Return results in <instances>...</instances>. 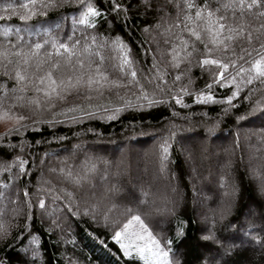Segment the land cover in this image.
I'll return each mask as SVG.
<instances>
[{"label": "snow or ice", "instance_id": "snow-or-ice-1", "mask_svg": "<svg viewBox=\"0 0 264 264\" xmlns=\"http://www.w3.org/2000/svg\"><path fill=\"white\" fill-rule=\"evenodd\" d=\"M77 5L78 8L75 7ZM66 6H72L70 10L73 15H65L63 20L70 19L71 27H62L59 20L49 24V10ZM133 8L145 16L151 11L155 20L154 24H145L142 31L152 33L156 51L151 46L145 48L147 41L141 40V52L145 57L151 56V63H145L139 69L137 65L140 61L135 58L131 45L125 39L119 34L112 36L97 31L99 22L107 19L109 13L114 14L116 21L121 18L128 21ZM12 19H18L20 23L13 24ZM0 20L4 21L0 23V122L6 125L0 137L26 129L29 122L35 126L40 121L32 117L44 112L75 122L77 117L67 116L66 113H79L84 117L90 114L81 104L102 111L107 114V119H113L122 110L133 107L130 99L120 95L121 89L125 93L130 89L137 90L133 95L140 102V107H144L145 102L152 106L164 103L166 99L181 104L183 96L190 95L193 103H225L227 106L221 110L222 113H238L235 117L237 121L264 118V96L252 100L258 91L264 92V0H136L135 3L128 0L127 4L124 0H110L107 8L99 7L94 0H6L0 4ZM61 31L65 34L57 35ZM157 34L162 37V50L161 42L155 40ZM157 53L164 61L163 65L157 59ZM195 67L200 68L202 76L208 74L202 89L189 87L193 83L192 69ZM185 78L187 81L183 82ZM229 85L232 86L230 94L218 101L214 88ZM245 91L247 95L243 94ZM113 92L117 100L122 101L114 106L113 111L92 102L102 99L105 93ZM70 96L81 103L73 101L69 105ZM236 98L248 101L251 107L241 104L245 111L240 114L234 103ZM61 105L63 111L57 112ZM53 122L45 121L50 126ZM215 127V124H211L205 128V132L210 134ZM25 146L22 142L17 151V145L8 144L6 155L11 154V159L0 161V172L8 173L5 178L7 183L0 181V205L4 206L0 207V215L8 203L17 204L20 199L18 194L22 192L27 214L16 207L11 211L16 217L25 215L23 229L27 231L33 218L39 216L43 219L45 214L54 215L49 208L62 200V196L57 193L55 185L44 186L50 181L43 180L44 158L41 157L37 191L47 195H40L33 204L29 174L33 172L35 160L26 158L23 151ZM76 148L77 145H73V149ZM159 149L161 170L164 171L169 149L167 137L160 143ZM101 159L85 155L78 164L68 165L67 168H49L48 171L62 174L64 179L79 188L96 172ZM29 164L32 166L26 167ZM21 178H25L27 183L23 188L17 186L16 193H13L12 186ZM237 190L233 185V195ZM259 190L264 193V183ZM112 191L118 189L113 186ZM59 192L66 193L68 197V202L63 205L66 211L79 215V205L75 211L72 207L77 203L75 194L63 187ZM141 192L142 196L147 197V192ZM133 199H136L135 196ZM138 202L143 204L146 200ZM169 204L171 207H167L166 211L174 214L177 201L169 200ZM91 208L95 221L97 205L93 204ZM231 208L232 204L229 203L218 214L214 213L208 221L209 226L201 231L198 239L202 243V251L197 257L198 264H228L229 257L236 253L238 245L235 240L222 238L217 230V224L224 221ZM83 211L85 215L89 214V208L85 207ZM103 219L108 227V212L104 213ZM111 223L115 226L107 238L115 241L123 257L136 258L128 264H184L182 253L173 247L174 241L158 238L141 214H133L131 208L127 209V219L122 224H116L115 220ZM177 224L181 227L176 240L186 239L183 221L177 220ZM221 227L227 231L228 227L236 228V225L229 221ZM253 228L249 221L244 237L264 247V237ZM8 235L9 227L0 220V240L6 242ZM29 236L32 243L37 242L33 233L29 232ZM245 243L246 240H240L239 246ZM38 254L37 250H32L34 257Z\"/></svg>", "mask_w": 264, "mask_h": 264}, {"label": "trees", "instance_id": "trees-1", "mask_svg": "<svg viewBox=\"0 0 264 264\" xmlns=\"http://www.w3.org/2000/svg\"><path fill=\"white\" fill-rule=\"evenodd\" d=\"M4 2H6V0H0V4ZM8 2H13V0H8ZM94 2L101 8L110 6V0H94ZM124 2L127 4L128 0H124ZM132 2L135 3L136 0H132ZM71 7L72 6H66L65 8L49 10L47 19L53 20L49 22V24H55L59 20L62 27L70 28L71 20L64 21L63 17L73 14L70 10ZM75 7L78 8V5ZM0 23H4V21L0 20ZM11 23L18 25L20 22L18 19H12ZM154 23L155 20L153 19V13L151 11L145 16L139 14L135 8H133V10L129 12L128 21H124L123 18L116 21L114 14L109 13L107 19H102L99 22L97 31L112 36L119 34L125 39L131 45L135 58L140 61V64L137 65L139 69L142 68L145 63H151V56L145 57L141 52V40L147 41V43L144 44L145 48L151 46L153 51H156V43L154 42L152 33L142 31L145 24ZM109 29H111V31H109ZM64 34L63 31L57 32L59 36H63ZM25 38L28 39V37ZM155 40L161 42L162 50L164 47L162 37L157 34ZM157 59L160 61L161 65L164 64V61L160 60L159 53H157ZM109 70L113 71L112 69ZM192 77L193 83L189 86L190 89H202L208 80V74L205 73L202 76L199 67L192 69ZM168 79L171 80L172 77L169 76ZM186 81L187 78H185L183 82ZM231 87V85L226 88L215 87L214 95L217 100L222 101L224 96L229 95ZM256 87L259 88V85L257 84ZM136 91L135 89H130L129 92L125 93L123 89L120 90V95L130 99L133 107L122 110L116 114L113 119H107V114L102 111H96L93 108H88L86 105L81 104V107H84V110L90 114L84 117L79 113H66L67 116L75 115L77 117L75 122L65 119L64 116L61 115L53 117L51 112H44L32 117V119L40 121V123L35 126L31 125L29 122V126L26 129H21L20 132H14L9 136L0 137V161L11 159V154L6 155L8 152V144L17 145V151H19V145L22 142L26 145L23 149L26 158L29 161L35 160L33 172L29 174V178L32 182L31 185H29V192L32 193L31 199L34 205L38 201L40 195H47L42 191H37V178L41 175V157L44 158L43 180L50 181V183L44 186L52 187L55 185L57 193L62 196V200L57 201L55 205L49 208V212H54V215L49 216L45 214L43 219H40L39 216L33 218L29 221V228L27 231L23 229L25 215L27 214L26 205L23 203L25 199L23 193L20 192L18 194L20 199L16 205L11 203L7 204L3 214L0 215V220H3L9 227V235L6 242L0 240V264H32L33 261H35V264H128L130 260L136 259L135 257H123L122 253L118 252L119 246L115 241L107 238L111 229L115 226L112 225V220H115L116 224H122L123 220L127 219V209L122 214L115 207H107V202L112 196V190H109V193L105 195L106 197L94 199L92 194L89 193L90 191H88L92 187L90 188V186H88L87 189V186L83 184L81 187L77 188L64 179L62 174L58 172L50 173L48 171L49 168L59 169L61 166L67 168L68 165H75L80 162L82 155L79 157V151L73 149V145L82 147L87 146L88 148L91 147L95 149L97 152L100 151L99 156L102 158L100 166L101 169H103L108 167L109 162L108 158H106L108 154L110 155L116 152L118 147L121 148L124 143L141 146L149 142H158V145H160L162 142L161 139L167 137L169 140H176V145H178V142L190 143L194 139H200L204 136L208 137L210 140L222 141L232 136L234 145L231 143L225 150L234 154H239L240 158L241 149L243 148V142L246 136L253 134L254 136L248 139V144L253 145L258 150L257 157H264V118L250 119L248 122L237 121L235 117L238 113H222L221 110L227 106L225 103H193L190 95L183 96V103L181 104H176L175 100L166 99L164 103H155L152 106H148L145 102V106L140 107V102H138L135 99V95H133ZM243 94L247 95L248 93L245 91ZM261 96H264V92L258 91L256 95L252 97V100L256 101ZM157 99L159 98L157 97ZM73 101L77 104L81 103L76 97L70 96L68 100L69 105H71ZM109 101H111V103H109ZM92 102L102 104L104 108L113 111L114 106L122 101H118L115 92H113L105 93L102 99H94ZM234 103L236 104V108L239 109L240 114L245 111V108L240 107L241 104H244L245 107H251L248 101H243L239 98H236ZM56 111H63V106H59ZM25 114L27 115L28 113ZM47 120H53L54 122L50 126L48 123H45ZM211 124H215L216 127L210 134H207L205 128ZM4 131L5 129L0 130V133H4ZM258 133L260 135H257ZM37 141H43V143H37ZM176 145L174 143H169L167 159L164 161V164L168 162L167 160L170 161L166 166L175 174L178 181L177 186L183 191L182 197H179V199L175 197L178 203L176 205L179 208V213L176 215L166 212L161 213V210L165 208V203L159 206L152 205V208H155V210L159 209V211L153 209L150 212L146 210L147 208L145 205L149 204L148 200L150 194L148 193L147 197H144L142 196L141 190L135 192L133 189L131 190L130 185L133 181L128 179L124 167L116 169V173H118L119 176H117V180L113 181V183L116 189L119 187L118 189L122 196L133 199V195L136 194L138 196V201L141 199L146 200V203L143 204H129L128 208L133 210V214H141L142 218L158 238L163 240L172 239L174 241L173 247L177 252L182 253L184 264H198L197 257L200 256L202 251V243L198 239L201 230L194 217L193 208L189 205L190 202H192L191 198L195 191V187L189 189L187 185L188 179L185 176L186 167L184 166L183 160L178 155V146ZM65 157L68 158L64 159ZM219 157H221V155H219ZM158 159L160 161V156H158ZM105 161L107 163H105ZM235 162L236 167H234L235 171H233V174H236V180H228L227 174L230 169L227 165L223 171L226 177L218 179L219 187L225 190L226 195L228 194L226 199L219 202V205L215 208L214 193L211 201L202 206H207L210 210L212 209L216 211V213H219V211L225 208L229 203L232 204L230 213L225 216L224 221L217 224V230L222 238L234 239L238 245L236 253L229 257L228 264H264V247L258 246L250 239L244 237V231L248 230L249 221L254 225L252 230L261 237H264V233H262V231L264 232V200L256 194L255 187L251 180L247 178V171L245 168L250 163H238L236 159ZM258 164L260 167L262 166L260 163ZM210 165L208 161H205L199 166H196L197 170L199 169L201 171L202 169V177L205 176L208 180V177H210ZM31 166V164L26 165V167ZM254 169L252 171L253 173L255 171L254 174L250 171L252 174L251 177H254V180H262L264 170L260 171L258 168H255V166ZM123 172L125 177H120ZM7 175V172H0V181L7 183L5 179ZM96 175H98L97 172L91 174V176ZM208 180L206 182H210ZM215 181H217V179ZM26 183L27 180L21 178L19 182L12 186V192H16L17 186L23 188ZM199 184L202 189H205L202 191L207 193L210 192L208 191L209 187L212 186L210 183H207L208 188L205 187V181H199ZM233 185L238 189L235 195H233L232 192ZM95 186L96 188L98 187L97 184ZM61 187L75 194L74 200L77 203H74L72 207L75 211L77 209V204L79 205V215H71L63 207V205L68 202V197L66 193L59 192ZM163 190L165 195H170L168 194L169 191ZM93 204L97 205V219L95 221L92 218L91 205ZM0 207L4 206L0 205ZM14 207L23 209L25 215L19 217L14 216L11 211ZM85 207L89 208L88 215L84 214L83 209ZM106 207L108 209H106ZM56 209H59V211H55ZM105 212H108L110 217L108 227L105 226V220L103 219ZM111 212H115L116 215H112ZM60 213L64 214L66 217L62 219ZM253 215L256 216L253 217ZM177 220L183 221L182 227L186 236V239L181 241L176 240L178 229L181 227L177 224ZM229 221L232 225H236V228L228 227L227 231H225L221 225H226ZM156 223L166 225L161 229V227L156 228ZM54 224H58L59 226L52 227ZM29 232L34 234L37 241L36 243H32ZM240 240H246V243L242 247L239 246ZM254 248L261 249L259 251H254L252 250ZM32 250H37L39 254L34 257L32 255ZM138 264H142V262H138Z\"/></svg>", "mask_w": 264, "mask_h": 264}, {"label": "rangeland", "instance_id": "rangeland-1", "mask_svg": "<svg viewBox=\"0 0 264 264\" xmlns=\"http://www.w3.org/2000/svg\"><path fill=\"white\" fill-rule=\"evenodd\" d=\"M72 15H69L68 17H71ZM52 21L53 20H48V23ZM5 127L6 125L0 122V130L5 129ZM257 135L260 134L258 133ZM252 136L254 135L250 134L246 136V139L243 142V148L241 149L242 152L240 154V158H239V154H234L228 150H225L228 145L233 143L234 139L232 138V136L223 139V141L210 140L208 137L204 136L200 139H194L190 143L178 142V145H176V140L168 139V144L174 143L176 146H178L177 147L178 155L183 160L184 166L186 167L185 176L188 179L187 185L189 186V189L195 187V191L193 192L191 198L192 202H190L189 205H191L193 208L194 217L197 223L199 224V228L201 231L205 229L207 226H209L208 221H210L213 214L216 213V211L212 209L211 211L209 207L202 205L210 202L212 199V195L214 193H215V198L214 197L213 198H214L215 208L216 206L219 205V202L226 199L228 194L226 195L225 190L219 187L218 179L219 178L222 179V177L223 178L226 177L223 171L227 165L230 169L227 174L228 180L229 181L233 179L236 180L235 178L236 174L235 175L233 174V171H235L234 167H236L235 159L236 161L238 160V163H246V162L250 163L245 168V170L247 171V178L251 180L253 186L255 187L256 194L262 197L264 200L263 197L264 194H262V192L259 190L260 185L264 183V176L262 180H254V177L253 178L251 177L252 174L255 173V171L254 173L252 172L254 166L255 168H258L260 171L264 170V157L261 156L257 157L258 150L253 145L248 144L249 142L248 139ZM163 139L164 138H162L161 141H163ZM232 145H234V143ZM86 147L77 146L76 148L79 151L78 152L79 157L80 155H82L80 158L81 160L84 158L85 155L100 157L99 156L100 151L97 152L95 149L91 147L90 148L88 147L86 148ZM157 155L160 156V149L158 142H151V143L149 142L141 146L136 144L124 143L123 146H121V148L118 147V150L116 152H113L110 155L108 154V156L106 157L108 158V162H109L108 167L101 169L100 165L102 160H100V162L97 163V170H96L98 175L96 176L90 175L89 180L84 182L83 184L87 186V189L88 186H90V188L92 187L88 191H90L89 193L92 194L94 199H99L101 197L104 198L106 197L105 195L109 193V190L113 189V186L115 185L113 181L117 180V176H119V174L116 173V169L120 167L121 168L124 167V169L126 170V172L125 171L124 172L125 174L127 173L126 175L128 176V179H131L133 181L130 185L131 190L133 189L134 192L137 190H143L150 194V198L148 200L149 204L145 205V207L147 208L146 210H149L151 212L153 209L155 210V208H152V205L159 206L160 204L164 205L165 203V208L164 210H161V213L163 212L168 213L166 211V208L171 207V205L169 204V200H176L175 197L179 199V197L183 196V191L181 188L177 186L178 181L175 174L169 169V167L166 166L167 163H169L170 161L167 160L168 162L164 164V171H162L161 162L159 161ZM219 155H221V157H219ZM205 161H208L211 164L210 165L211 167L209 166L210 168V177H208L209 180L205 178V176L202 177V169L200 171L199 169L197 170L196 167ZM258 163H260L262 166L260 167ZM250 171L252 174L250 173ZM124 172L122 174L120 173L121 174L120 177H125ZM216 179L217 181H215ZM207 180L210 182H206ZM199 181L200 182L205 181L206 188H208L207 183H210V185H212L208 189V191H210L209 193L202 191L205 189H202L200 187ZM96 184L98 185L97 188L95 186ZM118 188L119 187H117V189ZM163 189H165L167 192L169 191L170 193L168 192V194L170 195L169 196L165 195ZM133 196H135L136 199H130V198H126V196H122L119 189L118 191L115 192L112 191V196L110 200H108L107 202L108 203L107 207L108 208L109 206L115 207L118 211H120L123 214L125 210L128 209L129 204H137V205L139 204L137 200L138 196L136 194H134ZM107 207L106 209H108ZM155 211H157V209ZM178 211L179 208L176 205L174 214L176 215L177 213H179ZM111 213L114 216L116 215L115 212H111ZM60 216L62 217V219L66 217L64 214L61 213ZM255 216L256 215H253V217ZM156 224H157L155 225L156 228L161 227V229H163L166 225V224L162 225L160 223H156ZM262 233L264 232L262 231ZM260 249L261 248H256V249L254 248L252 250L259 251ZM247 250H251V249H247Z\"/></svg>", "mask_w": 264, "mask_h": 264}]
</instances>
